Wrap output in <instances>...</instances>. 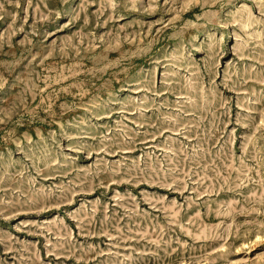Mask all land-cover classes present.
Listing matches in <instances>:
<instances>
[{
    "label": "rangeland",
    "instance_id": "1",
    "mask_svg": "<svg viewBox=\"0 0 264 264\" xmlns=\"http://www.w3.org/2000/svg\"><path fill=\"white\" fill-rule=\"evenodd\" d=\"M0 264H264V0H0Z\"/></svg>",
    "mask_w": 264,
    "mask_h": 264
}]
</instances>
